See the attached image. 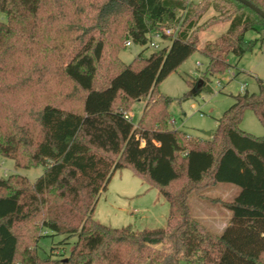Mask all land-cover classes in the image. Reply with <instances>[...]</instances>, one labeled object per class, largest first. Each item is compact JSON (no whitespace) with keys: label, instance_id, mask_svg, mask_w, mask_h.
<instances>
[{"label":"trees","instance_id":"16d2710c","mask_svg":"<svg viewBox=\"0 0 264 264\" xmlns=\"http://www.w3.org/2000/svg\"><path fill=\"white\" fill-rule=\"evenodd\" d=\"M247 1L264 13V0ZM209 7L220 15L199 25ZM0 12V156L43 169L33 184L0 178V264H264V136L240 128L246 109L264 126V83L233 96L207 139L170 128L171 100L159 93L137 123L125 118L194 52L208 75L225 72L230 54L264 42L263 18L235 0H0ZM219 23L227 24L222 33L201 41ZM170 26L168 46L120 60L126 41L146 46ZM248 31L257 38L246 41ZM122 169L168 203L163 227L136 231L93 218ZM217 184L239 189L222 204L230 219L219 234L188 205L190 194ZM37 218L38 239L39 228L76 237L67 256L19 253L17 227Z\"/></svg>","mask_w":264,"mask_h":264},{"label":"rangeland","instance_id":"374dc122","mask_svg":"<svg viewBox=\"0 0 264 264\" xmlns=\"http://www.w3.org/2000/svg\"><path fill=\"white\" fill-rule=\"evenodd\" d=\"M192 1L198 2L200 0ZM219 15L218 11L209 7L203 13L198 24L201 25L210 18L218 17ZM0 22H6V16L2 12H0ZM226 25L219 23L203 29L200 32L201 41L216 38L226 28ZM256 38L257 34L255 31H248L245 34L246 41H252ZM158 44L160 48L165 47L169 45V41L163 40L158 42ZM263 44L264 42L262 44L258 42L252 51L246 52L240 58L230 54L227 59L229 68L220 74L208 75L205 72L207 60L199 52H194L176 71L158 85V92L155 91L152 95L134 102L126 114H132V122L134 124L137 123L140 116V106H143L144 109L145 106L154 100L156 93H159L171 100L168 108L171 117L168 121L170 128L181 130L192 138L207 139L210 136L207 137L205 134L215 131L217 120L232 105L233 96L244 92L256 93L258 80L264 83ZM156 50L158 49L149 45L132 44L131 46H126L125 42L119 53V58L123 63L129 64L135 57L139 55L148 57ZM218 82H220V86H217ZM244 84L246 85L245 90L241 92L240 88ZM197 85L202 90L196 96L190 97L189 94ZM64 90H69V87ZM240 128L256 137L264 136V126L250 109L244 111ZM42 173L43 169L41 167H15L11 159L0 156L1 179H6L11 175H20L26 178L30 184H33ZM216 188L213 191L205 189L201 194L213 198L216 197L214 192H223L230 188L239 191L238 187L232 184H217ZM156 192L155 189H150L131 170H119L111 178L107 189L101 193L93 218L110 227L131 226L136 231H141L145 227H163L167 221L168 203ZM196 202H198L197 194H190L188 205L192 215L196 213L198 208ZM207 207L210 209L209 213H214L216 216L217 214H222L224 212L222 210H225L216 204H208ZM202 223L211 232L221 233L216 228L215 222ZM16 232L20 242L19 253H23V250L27 248L31 252L36 251L40 257L50 254L51 248H55V258H58V254L62 250L67 256L76 240V237L72 236L65 241V236L53 235L40 228V238L38 239V218L33 223L18 226ZM44 235L47 236L41 237ZM17 262L19 263V261Z\"/></svg>","mask_w":264,"mask_h":264},{"label":"crops","instance_id":"0c3cea01","mask_svg":"<svg viewBox=\"0 0 264 264\" xmlns=\"http://www.w3.org/2000/svg\"><path fill=\"white\" fill-rule=\"evenodd\" d=\"M142 111H143V106L142 107L140 106V114ZM129 115L131 116V119H132V114L129 113ZM210 135H211V133H210ZM150 189H155V188L150 187ZM215 189H217L216 185H213V186L206 188V190H208V191H211V190L213 191ZM155 191H157L156 192L157 195H160L157 189H155ZM238 192L239 191H237L233 188H230V189L223 191V192H217V193L214 192L216 197H213V198L206 197L203 194L197 195L198 196V202H196V205L198 208L196 209V213L194 214V217L196 219L200 220L201 222H205V223L215 222L216 228L219 231H221L225 227V225L228 223V220L230 219V213L223 207L222 204H223V202L232 201L231 199L234 198ZM157 195L155 194L156 199H157ZM208 204L220 205L225 210H222L224 212H222V214H220V215L217 214V216H216L214 213H212L213 214L212 215L209 213L210 209H208V207H207Z\"/></svg>","mask_w":264,"mask_h":264},{"label":"built area","instance_id":"2783aa9c","mask_svg":"<svg viewBox=\"0 0 264 264\" xmlns=\"http://www.w3.org/2000/svg\"><path fill=\"white\" fill-rule=\"evenodd\" d=\"M176 29H177V27L170 26V27L164 28L161 32H159V31L153 32L148 45L152 48L160 49L158 42H162L164 40L163 35L169 36L171 34H174ZM132 44L133 43L130 40L126 41V46H131ZM263 46H264V44H263ZM198 65H200V64H198ZM220 85H221L220 82H218L217 86H220ZM245 87H246L245 84L242 85L240 88V91L243 92L245 90ZM125 118H131V116L126 115Z\"/></svg>","mask_w":264,"mask_h":264},{"label":"water","instance_id":"95a60500","mask_svg":"<svg viewBox=\"0 0 264 264\" xmlns=\"http://www.w3.org/2000/svg\"><path fill=\"white\" fill-rule=\"evenodd\" d=\"M235 1H238L242 5H244V6L248 7L249 9L253 10L256 14H258L261 18L264 19V13L260 9L256 8L253 4H251L250 2H248L247 0H235ZM198 88H199V86L197 85L196 86V89H198ZM206 135L207 136H210V133H206Z\"/></svg>","mask_w":264,"mask_h":264}]
</instances>
